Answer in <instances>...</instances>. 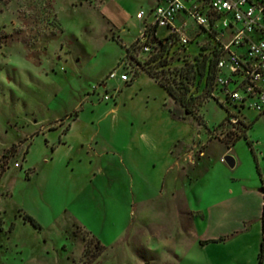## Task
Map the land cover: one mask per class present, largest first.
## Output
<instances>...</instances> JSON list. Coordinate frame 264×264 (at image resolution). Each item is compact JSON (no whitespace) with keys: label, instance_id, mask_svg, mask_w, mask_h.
<instances>
[{"label":"rangeland","instance_id":"rangeland-1","mask_svg":"<svg viewBox=\"0 0 264 264\" xmlns=\"http://www.w3.org/2000/svg\"><path fill=\"white\" fill-rule=\"evenodd\" d=\"M155 3L0 0V264H264L261 114L221 161L210 37L188 19L191 42L158 27L147 51L135 13Z\"/></svg>","mask_w":264,"mask_h":264},{"label":"built area","instance_id":"built-area-1","mask_svg":"<svg viewBox=\"0 0 264 264\" xmlns=\"http://www.w3.org/2000/svg\"><path fill=\"white\" fill-rule=\"evenodd\" d=\"M179 13L183 19L177 22ZM136 18L142 23L138 37L147 51L161 39L158 27L167 28L165 42L172 43L175 37L182 46L191 42L185 32L188 19L207 32L218 53L211 93L217 91L214 97L225 108L224 122L232 132L246 133L249 121L242 110L248 108L259 115L264 112V0H163L150 7L148 14L137 11ZM107 78L130 80L118 68H112ZM220 160L225 162L224 156Z\"/></svg>","mask_w":264,"mask_h":264},{"label":"trees","instance_id":"trees-1","mask_svg":"<svg viewBox=\"0 0 264 264\" xmlns=\"http://www.w3.org/2000/svg\"><path fill=\"white\" fill-rule=\"evenodd\" d=\"M211 36V35H210ZM158 44H163V41L162 39H158ZM209 44L212 45L207 51L209 52V54H211L209 57H207V75H206V78L209 80L210 84H211V88H212V78H213V72H214V65H215V62H216V58H217V44H214L212 43L211 41H209ZM202 50V49H201ZM205 50V49H204ZM206 52V51H205ZM205 56V55H204ZM156 77V76H155ZM156 79H158L156 77ZM159 83L164 86L166 88V90L172 95V96H175V93L173 92V90L170 88V87H167L164 85V83H162V81H160L158 79ZM250 127V124H248L246 126V129ZM241 137H244L246 138V136H242V135H236V137L234 139H232V141L229 143H226L227 147L229 148L232 144H234L236 142V140H238L239 138ZM247 143L250 147H252L251 145V141L250 140H247ZM253 149V148H252ZM263 197H264V193H263ZM264 205V204H263ZM24 219L29 221L33 226L35 227H39V223L35 220V218H33L31 215L29 214H25L24 215ZM0 228H1V224H0ZM224 237H219L218 239H214V240H223ZM99 241L97 240V243ZM263 244H264V241L261 242V245H260V252H259V260L261 261L262 260V257H263Z\"/></svg>","mask_w":264,"mask_h":264},{"label":"crops","instance_id":"crops-1","mask_svg":"<svg viewBox=\"0 0 264 264\" xmlns=\"http://www.w3.org/2000/svg\"><path fill=\"white\" fill-rule=\"evenodd\" d=\"M159 2H163V0H156V3H159ZM155 3V4H156ZM155 4H153V5H155ZM152 5V6H153ZM151 6V7H152ZM137 11H139V10H137ZM137 11H136V13H137ZM130 13V12H129ZM132 13V12H131ZM136 13H135V18H136ZM179 14H181V13H179ZM178 14V15H179ZM178 15H177V17H178ZM183 15V14H182ZM130 17H132V16H130ZM177 17H176V21H177ZM137 19V18H136ZM137 20H139V19H137ZM178 22V21H177ZM258 123H263L264 124V112L260 115V117L254 122V125L255 124H258ZM250 124V127L252 126V124H251V122L249 123ZM252 129V128H251ZM251 129H249L247 132H246V138H244V139H249V137L251 136ZM252 137V136H251ZM250 141H251V139H249ZM254 144V148H256L257 146H256V144L255 143H253ZM233 149H234V144H232L229 148L227 147V149H226V151H225V153H232V151H233ZM233 154V153H232ZM233 158H234V166H236V164H237V157L233 154ZM233 166V167H234ZM262 188H258V189H256V192H257V195H258V197H259V206H260V208L262 207V203H263V191L261 190ZM218 237V236H217ZM217 237H209V238H200L199 239V241H201L203 244H205L206 243V245H204L205 246V249L207 250L209 247H213V248H211L210 249V251H211V254H213V255H220L221 253L223 254V252H224V250L223 249H221V247L222 246H224V244H222V243H215L214 245H212V244H209V242H206V241H208V240H210V239H213V238H217ZM208 243V244H207ZM213 258L210 256V257H208V264H213Z\"/></svg>","mask_w":264,"mask_h":264},{"label":"water","instance_id":"water-1","mask_svg":"<svg viewBox=\"0 0 264 264\" xmlns=\"http://www.w3.org/2000/svg\"><path fill=\"white\" fill-rule=\"evenodd\" d=\"M225 162L230 166L233 167L234 166V158L231 155H225L224 156Z\"/></svg>","mask_w":264,"mask_h":264},{"label":"clouds","instance_id":"clouds-1","mask_svg":"<svg viewBox=\"0 0 264 264\" xmlns=\"http://www.w3.org/2000/svg\"><path fill=\"white\" fill-rule=\"evenodd\" d=\"M142 139H146V137L144 136V135H142V137H141Z\"/></svg>","mask_w":264,"mask_h":264}]
</instances>
